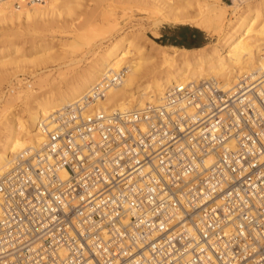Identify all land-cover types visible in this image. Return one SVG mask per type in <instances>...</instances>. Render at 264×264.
I'll list each match as a JSON object with an SVG mask.
<instances>
[{
	"label": "built area",
	"instance_id": "obj_1",
	"mask_svg": "<svg viewBox=\"0 0 264 264\" xmlns=\"http://www.w3.org/2000/svg\"><path fill=\"white\" fill-rule=\"evenodd\" d=\"M126 71L0 176V264H264V77L99 108Z\"/></svg>",
	"mask_w": 264,
	"mask_h": 264
},
{
	"label": "bare ground",
	"instance_id": "obj_2",
	"mask_svg": "<svg viewBox=\"0 0 264 264\" xmlns=\"http://www.w3.org/2000/svg\"><path fill=\"white\" fill-rule=\"evenodd\" d=\"M160 1L163 2L152 3L153 10L161 16L157 26L168 22L192 23L197 29L216 37V42L196 49L168 48L156 43L148 44L144 30L109 37V44L105 46L101 41L97 45L89 37H83L90 46V60L85 61V66L78 67L82 59L71 58L68 66L56 64L60 66L59 72L72 67L69 74L58 73L56 77L59 79L53 78L49 71H42L36 76L35 90L18 87L19 92L12 97L7 96L13 94L11 89L4 94L0 92V176L11 169L18 157L39 149L45 132L58 125L60 114L89 93L110 72L127 70L122 83L111 89L106 99L97 106L104 110L119 109L123 113L142 109L147 103L159 102L166 88L175 83L215 79L221 89L227 91L244 75H251L254 79L264 77V0H237L226 7L220 4L221 0H205L206 8L202 12L199 10L195 16L187 10L191 6L187 0L183 10L176 6L175 0L173 3L165 0L166 7ZM42 6L17 10L11 0H6L0 6V23L24 17L28 29L48 30L52 22L39 18ZM19 37L22 38V34L17 38L4 39L0 47V80L7 79V74H11L5 69L7 65H34L42 59L40 52L52 46L45 36L36 43L32 41L31 49L36 53L33 61L34 58H28L25 48L16 41ZM80 40L73 37L72 43ZM25 72L27 70L22 71Z\"/></svg>",
	"mask_w": 264,
	"mask_h": 264
},
{
	"label": "rangeland",
	"instance_id": "obj_3",
	"mask_svg": "<svg viewBox=\"0 0 264 264\" xmlns=\"http://www.w3.org/2000/svg\"><path fill=\"white\" fill-rule=\"evenodd\" d=\"M5 1L6 0H3V2L0 3V6ZM146 1L149 2L146 4ZM162 1L163 2H160L164 5L161 3L160 5L166 7L167 4L164 3L165 0ZM166 1H168V3H173L174 0ZM187 1V3L191 4L187 10L192 12L194 16L198 14L199 10V12H202L206 8L205 0ZM236 1L237 0H221L220 4L223 7H226L235 4ZM175 2L176 6L181 10L187 5L185 0H175ZM152 3L159 4V0H145L144 2H134L131 0H50L41 7L42 14L41 17H39L40 20L52 22L48 30L28 29L24 17L19 20L13 18L11 21L1 22L0 47L3 46L4 39L12 37L17 38L22 34V38L19 37L20 39H16V41L18 40V44L25 48L27 51L26 56L28 58H34V61L36 59V53L31 49L32 41H35L36 43L41 37L45 36L50 42H52V46L40 52L42 59L37 60L34 65L29 63L7 65L5 69L11 74H7V79L0 80V92L4 94L8 89H11L13 94L6 95L12 97L19 92L18 87L23 90H35L37 87L36 76L42 71H49V74H51L53 78L55 77L56 79H59L60 77L57 78L59 76L58 73L68 72L69 74L72 67L63 68L64 71L60 70L59 72L58 68L60 66H57L58 63H63L61 65L62 67H65V65L68 66L71 64V58L73 60H77L78 58L82 59L79 63L80 65L78 64V67L85 66L90 60V55L88 53L90 46L88 45V41L82 39L86 36L92 39V42L95 44L98 45L102 43V45L105 46L109 44L107 40L118 34L144 30L148 44L154 45L156 43L160 46L172 48L175 45L172 44L173 40L171 37L178 34L180 31H184L190 35L188 47L185 48L196 49L216 42V37H212L209 33H206L205 30L197 29L192 23L174 24L168 22L157 26L156 23L161 16H159L160 14L156 10H153ZM229 16L232 17L231 15ZM196 31L198 32L196 33ZM193 34H196L195 38L193 37ZM34 37L37 38L35 40L31 39ZM73 37L82 40L78 41V43H72ZM163 37L164 41L162 40ZM65 43L67 45H65ZM43 53H46L45 57L43 56ZM24 70H27V72L22 73ZM1 109L2 107H0V111Z\"/></svg>",
	"mask_w": 264,
	"mask_h": 264
},
{
	"label": "trees",
	"instance_id": "obj_4",
	"mask_svg": "<svg viewBox=\"0 0 264 264\" xmlns=\"http://www.w3.org/2000/svg\"><path fill=\"white\" fill-rule=\"evenodd\" d=\"M198 31H196L197 33ZM175 36H179L181 39L180 40H173V45L178 46V47H188V41L190 39V35L187 32L180 31L179 34H175ZM164 41V37L162 39Z\"/></svg>",
	"mask_w": 264,
	"mask_h": 264
},
{
	"label": "crops",
	"instance_id": "obj_5",
	"mask_svg": "<svg viewBox=\"0 0 264 264\" xmlns=\"http://www.w3.org/2000/svg\"><path fill=\"white\" fill-rule=\"evenodd\" d=\"M178 34H179V33H178ZM193 37L195 38V37H196V34H193ZM171 38H172V40H175V41L181 39L179 36H175V35H173Z\"/></svg>",
	"mask_w": 264,
	"mask_h": 264
}]
</instances>
